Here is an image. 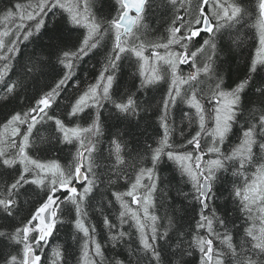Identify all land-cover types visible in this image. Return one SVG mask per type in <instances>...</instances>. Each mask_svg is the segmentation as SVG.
I'll use <instances>...</instances> for the list:
<instances>
[{
    "label": "snow or ice",
    "instance_id": "1",
    "mask_svg": "<svg viewBox=\"0 0 264 264\" xmlns=\"http://www.w3.org/2000/svg\"><path fill=\"white\" fill-rule=\"evenodd\" d=\"M117 3L120 5L119 13L111 19L94 15L91 11L92 0H34L27 7L21 3H10L2 10L3 20L7 23L0 31V62H3L0 66V109L9 110L0 112V257L4 264H41L43 244L48 242V237L56 228L58 213L65 211L61 206L68 204L72 208L67 211L71 212L73 208L75 211V229L86 238L82 264H95L90 258L91 254L94 252L96 256H101V247L85 226L87 213L84 208L86 199L99 183H103L96 171L98 164L95 157L104 120L101 109L109 108L110 105L109 113L113 118L128 123L135 118L138 124L145 118L141 115L145 108L138 102L141 90L167 80L169 87L163 99L164 114L160 118L163 137L158 147L149 145L152 166L139 170L129 191L112 193L122 209L119 214L121 228L128 222L126 217L130 215L138 234L139 246L130 249L129 257H134L137 264L145 261L146 264H173L170 257L176 258L175 264H189L184 257L195 254L192 251L195 245L200 254L199 264H264V163H257V154L254 152V147L258 146L264 154V78H259L260 69L264 68V0H258L257 3L260 45L257 58L251 60L250 65L246 66L244 78L230 90L223 87L224 78L216 67L220 55L230 49L224 45L218 46L217 40H223L225 34L231 36L233 29L239 32L237 26L244 20L246 10L237 0H196L195 4L191 0H187V3L186 0H179L184 16L179 15L177 10L178 0H158L159 8L176 10L168 34L161 40H142L133 31L134 28L139 30L143 27L142 21L156 0H117ZM57 9L67 14V23L61 27L54 21L49 30L46 18L49 15L54 17ZM133 12L135 15L131 16ZM33 21L34 24L27 23ZM80 28L86 31L79 33L76 40H71L65 34ZM45 33H48L47 43L39 52L33 51L25 59L20 45L31 42L33 37H44ZM202 33H207L208 38L196 47L193 41L201 37ZM106 34H110L112 46L110 51L105 46L107 54L96 83L75 99L70 111L66 109L69 118L83 120L87 116L91 123L86 127L69 128L62 119L51 114V110L59 106L64 88L78 78V66L90 53L95 54L94 50L101 46V39ZM136 40L141 42L137 44ZM239 41L240 37L236 35L232 43ZM149 49L151 56L147 57L145 52ZM209 52L203 66H200L199 57ZM126 54L135 57L140 80L139 85L133 79L132 84L124 88L117 70ZM186 64H190L194 70L184 75L180 66ZM49 74L53 76L54 87L49 85L28 95L37 77ZM204 85H208L207 89ZM246 89L252 91L253 99H246ZM202 100L212 106L214 123L211 129L206 128V108ZM17 101L21 103L17 104ZM149 103L148 100L144 101V105ZM180 103L194 109V113L185 112L184 115L199 126V130L187 139V144L195 149V153L165 151L172 147L170 137L175 131L168 124V110L170 105L177 106ZM242 118L244 126L239 145L230 153L222 152L221 146ZM49 121L54 122L55 131L59 133L55 137L58 144H78L76 154L67 168L57 161L43 162L29 154L30 148L35 152L43 151L33 143L31 137L34 130L38 131L37 125ZM126 135H117L111 140L114 148H109V156L115 157L110 171L117 182L121 176L127 179V173L122 168L126 166L122 155L123 149L127 147L123 139ZM204 136L211 137L206 152L201 147ZM205 155L214 158L204 163ZM164 156L180 163L181 176L187 177L186 182L193 189V193L181 192V195L185 199H194L200 209L196 221L198 234L187 249L184 247V237L178 235L176 238L179 242L170 251V241L173 239L170 232L175 235L182 231V225L174 223L176 210L173 209L172 217H167L168 224L163 232L158 225L161 217L150 211L155 207L153 195L159 182L158 176L154 179L155 169ZM237 162L239 167L235 168ZM253 165L256 166L255 178L249 182L245 170ZM230 168H235L234 176L245 177L244 185L234 187L231 191L225 188L221 192L217 185L223 178L218 172H227ZM144 177L149 181L146 186L141 183ZM108 182L113 183L111 176ZM81 183L82 191L74 186ZM140 188L146 191L137 195ZM61 191L65 195L58 196L57 193ZM225 192L229 198H233L247 225L238 243L234 242L235 233L229 229L226 215H218L217 210H213L211 215L205 214L208 202H214L217 196H223ZM124 196L131 197L132 203L140 206L143 217L138 211L129 209ZM22 197L25 201L39 197L32 200L24 216H21L24 211ZM18 218L19 224L16 223ZM231 223L235 228V222ZM104 224L109 229L112 246L117 247L128 234L122 230L113 232L116 226L107 217ZM217 225L223 231L218 230ZM200 230H205L207 236L199 235ZM95 231L93 227L91 232ZM215 240H219L222 247H215ZM90 245L94 247L90 248ZM5 249L11 251L4 255ZM13 252L16 254L13 255ZM55 255L57 259L61 258L60 251ZM115 264H124V261L116 260ZM129 264H132L131 259Z\"/></svg>",
    "mask_w": 264,
    "mask_h": 264
},
{
    "label": "trees",
    "instance_id": "2",
    "mask_svg": "<svg viewBox=\"0 0 264 264\" xmlns=\"http://www.w3.org/2000/svg\"><path fill=\"white\" fill-rule=\"evenodd\" d=\"M34 0H0V31L3 30L5 22L3 20V9L10 3L14 5L15 3H21L25 7L29 3H33ZM242 9L246 10L244 20L241 25L237 28L239 32L237 33L235 29L232 30V35H224L223 40H217V44L224 45L230 50L227 53H222L219 59L216 61L217 70L221 72L224 78L223 87L225 90H230L234 88L237 83L244 78L246 72V66L250 65L251 60L257 57V49L259 45V32L257 24L259 22V13L257 8L258 0H237ZM93 7L91 9L92 13L101 19H111L116 17L119 13L120 5L117 0H92ZM158 0L153 4V7L147 12L145 19L142 21L143 27L139 30L134 28V32L141 36L142 40H161L168 34V28L171 26V19L173 12L176 10L161 9L157 6ZM187 3V0H186ZM192 4L196 3V0H191ZM177 10H179V15L184 16L185 13L183 9L180 8L179 0L177 3ZM56 15L53 17L49 15L46 18L48 29L51 30L53 22H58L59 26L64 27L67 23V14L63 13L61 10H56ZM63 17V19H62ZM18 22V21H17ZM28 24H34L33 22H27ZM71 27V25H67ZM179 26V25H177ZM86 30L83 28L76 29L71 33H65L69 36L71 40H76L79 33H84ZM183 31V30H182ZM47 35L45 33L44 37L37 39L36 37L31 38V42H24L20 45L21 51L24 58L26 59L33 51L39 52L40 49L47 43ZM179 35V33H178ZM239 35L240 41L237 43H232L233 38ZM14 38V37H13ZM82 39V37H80ZM208 34L202 33L201 37L196 38L193 41L196 47H199L203 43V39H207ZM137 44L141 40L135 41ZM25 44L27 46H25ZM111 50L112 40L110 34H106L101 39V46L94 50L95 54L86 57L81 65L78 66V78L74 81H70L68 85L62 91V98L59 99V106H54L51 110V114L62 119L67 127H86L91 120L85 116V118H69L66 113L71 110V104L75 102V99L82 94L83 91L87 90L91 84L96 83V79L99 76V72L103 68L105 61V56L107 54L105 50ZM195 50V49H193ZM161 51H163L161 49ZM210 54L206 53L199 57L198 63L203 66V62L206 56ZM147 57L151 56V49L145 52ZM215 59V57H214ZM220 61H223L221 64ZM3 62H0L2 66ZM181 71L184 75H187L189 71H193L190 64L181 65ZM16 71H19L17 66ZM121 76V83L124 88L129 87L133 79H135L137 85H139V71L136 59L131 54H126L121 62L120 69L117 70ZM12 75V73H10ZM13 75V79H15ZM203 79V77H201ZM259 78H264V68L260 69ZM49 85L54 87V79L52 74L47 76L37 77V81L29 88L28 95H32L34 92L45 89ZM169 83L167 80H161L156 85L151 86L147 90H141L138 96V102L145 108V111L141 113L145 118L140 120L137 124L135 118H132L131 123L127 121H121L113 118L109 113V108L101 109L104 113V120L102 123V134L99 137V143L96 145L95 157L97 159L98 167L96 168L97 173L100 175L103 183H99L98 187L93 190V193L86 199L84 210L87 213L85 217V226L89 228L90 234L95 237L96 243L101 247V256H96L94 252L91 254V259L95 261V264H115L116 260L124 261V264H129L131 259L132 264H137L134 257H129L130 249L137 248L139 246L138 234L135 229L134 221L129 215L126 217L127 223H125L122 228L120 224L119 214L122 210L120 203L112 195L113 192L125 193L131 189L132 183L135 182L136 176L141 168L151 167V152L149 145L152 148L159 146V141L163 137V128L160 127L161 116H163V99L166 96ZM207 89L208 85H204ZM123 90V89H122ZM246 99H253V93L247 90ZM148 100L150 103L144 105V101ZM206 108V128L211 129L213 126V112L212 106L207 103L206 100H202ZM17 101V104H20ZM9 109H0V112H7ZM19 110V108L17 109ZM94 111V110H92ZM185 112L194 113V109H190L186 104L180 103L177 106H171L168 110V124L171 128L175 129L170 137L171 148H166L165 151H173L178 153L192 152L195 153V149L187 144V139H190L196 131L199 130L198 124L191 123L189 118L184 115ZM244 126V118L239 120L235 125L231 133H229V138H227L224 144L221 146V151L224 153H230L234 148L239 145L242 127ZM37 130H34V134L31 137L34 144L43 149V151L35 152L31 148L29 149V154L34 158H38L43 162L57 161L63 167L67 168L72 160V157L76 154V149L78 147L77 143L72 144H58L55 137L59 135L55 131V124L49 121L47 124L37 125ZM183 132V135H181ZM127 133L123 137L124 141L127 143V147L123 149L122 155L124 156L126 166H122L123 172L127 173V179L121 176L120 180L117 182L115 175L110 171L112 164L114 163L115 157L109 156V148L111 145V140L115 139L117 135ZM50 140V142H49ZM211 144V137L204 136L201 140L202 151L206 152L207 147ZM181 145H184L181 147ZM147 150V151H146ZM254 152L257 154V163H264V154L260 152L258 146L254 147ZM214 158L212 155H205L203 157V162L206 163L209 159ZM19 167V165H17ZM238 162L235 168H238ZM235 168H230L227 172L220 171V175L223 179L220 184L217 185L221 192L227 188L231 191L234 187H243L244 176H234L233 171ZM256 166H249L245 170V176H247L249 182L255 178ZM155 176L159 177L158 188L156 193L153 195L155 207L150 209L153 214L158 215L161 219L158 221L159 229L163 232L164 228L167 227L168 219L167 217L173 216V209L175 212L174 223H179L182 225V231L173 235V239L170 241L172 249L174 250L177 243V236L184 237V247L193 241V238L198 234L196 231V221L199 219V205L194 199H185L181 192L193 193V189L190 183L186 182L187 177H182L180 172V163L174 160H169L167 156H164L162 160L157 164L155 169ZM111 176L113 183L109 184L108 177ZM143 185H148L149 181L147 177H144L141 181ZM78 190L82 191V185L74 184ZM35 187V186H33ZM39 192L40 190L37 189ZM146 191L145 188H140L137 190V195H141ZM43 196V193H40ZM58 196H63L65 193L58 192ZM39 199V197H31L29 200L21 198V203L24 204V211L21 216L27 214L29 205L32 200ZM123 199L127 202L129 209L131 211H138L139 215L143 217V211L139 205L132 203V198L129 196H124ZM111 200V205L109 201ZM209 207L206 210V215H211L213 210H217V214L220 216H227L229 220V229L234 235V242H239L240 236L243 234V229L247 225L245 224L243 215L238 211L237 204L233 202V198L227 196V192L223 196H217L213 201H209ZM39 207V204L35 205ZM65 209L63 213H58V219L56 221V228H54L53 233L48 237V242L43 244L42 251L40 255L42 257L41 264H82V251L84 240L83 233L77 232L75 229L74 221L75 211L74 208L71 212L67 209L72 208L71 205L63 204L61 206ZM35 210L34 208L32 209ZM107 217L111 224L116 227L113 232L122 230L128 235L124 238L123 242L117 247L112 246V242L109 239L110 232L109 229L104 224V219ZM182 217V219H180ZM235 222L236 227L233 228L231 222ZM17 224L20 223L19 218L16 221ZM258 223V221H257ZM95 228L94 233L91 232L92 228ZM218 230L219 229L217 225ZM237 229L239 231L237 232ZM32 235H36L33 233ZM199 235L207 236L205 230H200ZM214 246L219 248L222 247L219 240L214 241ZM94 247L90 245V248ZM11 249H5L4 255L7 254ZM57 251L61 252V258L57 259L55 253ZM194 255L185 256L184 259L189 262V264H199V251L193 245ZM13 255L16 252L12 253ZM22 258V256H21ZM175 264V257H170ZM0 264H4L3 258L0 257ZM146 264V261L143 262Z\"/></svg>",
    "mask_w": 264,
    "mask_h": 264
},
{
    "label": "water",
    "instance_id": "3",
    "mask_svg": "<svg viewBox=\"0 0 264 264\" xmlns=\"http://www.w3.org/2000/svg\"><path fill=\"white\" fill-rule=\"evenodd\" d=\"M130 15H131V16H134V15H135V13H134V12H133V13H130ZM79 185H82V183H81V184H79Z\"/></svg>",
    "mask_w": 264,
    "mask_h": 264
},
{
    "label": "bare ground",
    "instance_id": "4",
    "mask_svg": "<svg viewBox=\"0 0 264 264\" xmlns=\"http://www.w3.org/2000/svg\"><path fill=\"white\" fill-rule=\"evenodd\" d=\"M134 30V29H133ZM207 34V33H206ZM257 58V57H256ZM213 116H214V114H213ZM213 121H214V119H213Z\"/></svg>",
    "mask_w": 264,
    "mask_h": 264
},
{
    "label": "rangeland",
    "instance_id": "5",
    "mask_svg": "<svg viewBox=\"0 0 264 264\" xmlns=\"http://www.w3.org/2000/svg\"><path fill=\"white\" fill-rule=\"evenodd\" d=\"M143 192H145V191H143Z\"/></svg>",
    "mask_w": 264,
    "mask_h": 264
}]
</instances>
